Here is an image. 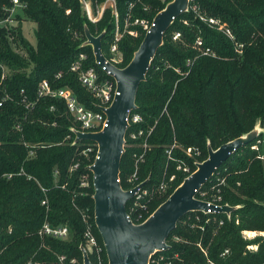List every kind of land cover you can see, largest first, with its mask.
Masks as SVG:
<instances>
[{"label": "trees", "instance_id": "16d2710c", "mask_svg": "<svg viewBox=\"0 0 264 264\" xmlns=\"http://www.w3.org/2000/svg\"><path fill=\"white\" fill-rule=\"evenodd\" d=\"M19 1L25 7L16 14L18 26L0 30V64L7 70L2 77L0 67V264H83L80 246L85 245L88 224L99 247V252L87 250L89 261L108 264L94 223L89 166L96 144L74 141L72 127L79 126L64 102L38 97L37 87L42 80L68 87L85 107L98 110L96 98L70 67L83 53L82 67H93L105 77L91 45L84 44L85 28L93 36L103 32L100 48L106 57L115 32L113 11L106 6L92 22L80 0ZM104 1L91 0L93 7ZM171 1L115 0L120 29L127 14L131 21L144 19L150 26ZM11 5L10 0H0V17ZM26 18L36 23L35 45L22 35L21 21ZM208 18L223 23L234 39L210 25ZM130 27L137 36L125 34L118 44L123 66L146 32L139 25ZM176 32L179 37L173 39ZM207 48L213 56L203 53ZM135 104L130 115L139 114L141 121L130 122L125 132L119 182L124 190L140 182L149 192L143 199L147 212L141 219L131 215L138 224L207 158L208 145L216 149L257 123L264 128V0H191L164 32ZM85 147L93 148L89 156L82 153ZM134 172L137 179L132 182ZM83 175L86 186L81 185ZM44 198L46 205L41 204ZM196 198L234 209L229 214H184L166 238L167 249L152 254L149 264H264V236L243 235L264 232V132L235 150ZM45 220L67 225L68 240L40 236ZM248 245L257 248L248 250Z\"/></svg>", "mask_w": 264, "mask_h": 264}, {"label": "water", "instance_id": "95a60500", "mask_svg": "<svg viewBox=\"0 0 264 264\" xmlns=\"http://www.w3.org/2000/svg\"><path fill=\"white\" fill-rule=\"evenodd\" d=\"M189 0H172L152 19L129 63L117 68L106 61L101 52L103 32L93 36L85 28L86 41L92 47L95 62L105 67L117 80L119 94L105 109L107 126L101 132L77 131L74 141L89 140L97 145V156L89 166L94 188V223L105 248L108 264H149L156 251L167 249L166 238L178 220L188 212H206L209 207L229 214L234 207L210 205L196 198V193L210 179L216 169L238 148L253 140V130L220 145L213 150L208 145L207 158L197 163L196 170L185 177L168 198L143 222L135 224L128 219L126 203L136 188L124 190L119 182L120 160L127 130L128 112L136 108L135 98L139 84L162 44L163 34L174 18L186 11ZM83 264H91L86 249L81 245Z\"/></svg>", "mask_w": 264, "mask_h": 264}, {"label": "built area", "instance_id": "2783aa9c", "mask_svg": "<svg viewBox=\"0 0 264 264\" xmlns=\"http://www.w3.org/2000/svg\"><path fill=\"white\" fill-rule=\"evenodd\" d=\"M12 5L11 7L4 8L6 13L4 16L0 17V30L9 31L12 28H15L18 26L19 20L16 18V14L19 10H22L25 7V4L21 3L19 0H10ZM191 0H189L190 2ZM80 2L83 4V8L86 12L87 18L92 21L96 22L102 15L104 9L106 6H109L114 16L117 18V10H116V3L115 0H106L100 9V13L98 16L93 17L91 14L90 6L88 4V1L86 0H80ZM133 6V3L129 4V7L131 8ZM129 16V17H128ZM127 17L130 18V15L127 14ZM128 18L126 20H128ZM201 19H205L203 16H200ZM125 20V30L127 29V21ZM144 20L142 19H136L135 23H141L144 24ZM208 22L210 25L216 26L218 30L223 31L227 36L232 38L231 32L228 28H226L225 25H222L220 22L217 21V19L214 18H208ZM116 29H115V40L113 43L109 46V52L112 56V58H106L107 62L117 67L113 62L117 61L116 55L120 53V50L118 48V37H119V24H118V18L115 21ZM145 30L147 31L148 26L144 24ZM127 32L131 35L135 34V30H127ZM10 34V33H9ZM179 36L178 33L174 35V38H177ZM13 36L9 35V39L12 40ZM198 43H200L198 41ZM240 46V45H239ZM204 54H210L214 55L213 52H211L208 48L203 51ZM86 58L85 54L80 53L78 56V59L74 61L71 64L70 70L73 72H76L78 75V80L84 86L88 91L92 93V95L96 98L97 103L96 106L98 110H92L87 107H85L77 97L74 95L72 90L68 87H53L51 83L48 80H42L39 82L37 87V96L38 97H48V98H56L60 99L64 102L67 111L70 113L71 117L73 118V121L78 124V128H72V131L74 133V139L76 137V132L79 131L81 133L91 132H101L104 130V128L107 126V118L105 114V109L109 107V105L112 103V101L115 99L116 95L119 94V91L117 89V80L110 75L109 71L105 70V67L99 66L98 63H96L101 70L105 73V77L101 78L98 72L93 67H82V62ZM113 60V61H111ZM0 67L3 69L2 77H4L7 70L4 66L0 64ZM118 68V67H117ZM61 76V72H58L55 77L59 78ZM30 106V103H26V107ZM132 111V110H131ZM131 111L128 112V116L126 118L128 126L131 123H136L141 121V117L139 114H132L130 115ZM127 126V128H128ZM141 132H138V134H131V138H135L136 136L140 135ZM96 144V143H95ZM144 144L143 146H145ZM93 148L91 147H85L82 150V153L85 156H89V154L92 152ZM187 153H190V149H187ZM29 155H33V151L29 152ZM97 156V145H96V154L95 158ZM142 157V155H141ZM94 158V160H95ZM78 164H74L71 167V170L76 169ZM19 172L18 174H20ZM8 177L12 176V173L7 174ZM137 179L136 172H134L130 178V180L135 181ZM88 184V178L87 175L82 176L81 185L86 186ZM136 188V191L134 193V196L132 197L130 206H129V212H127L128 219L132 221L131 215L137 214V219H141L144 212H147V205L143 203V199L149 196V192L147 189L142 188L141 183H133V187L129 188L128 190ZM129 200V201H130ZM210 205L219 206L212 204L211 202H207ZM41 204L46 205L47 199L44 198L41 201ZM215 209H212L209 207L206 212H215ZM85 218V216H84ZM147 218V217H146ZM145 218V219H146ZM143 219L142 221H144ZM84 221H87V219H84ZM141 221V222H142ZM140 222V223H141ZM40 236H49L53 238L58 239H66L69 237V228L67 225H56L53 226L50 224L49 221L45 220L39 230ZM84 248L87 250L95 249L96 252H99V247L97 244V240L91 231V227L88 224L87 229L85 232V245ZM228 250H224L223 254L227 253ZM100 263V260H99Z\"/></svg>", "mask_w": 264, "mask_h": 264}, {"label": "rangeland", "instance_id": "374dc122", "mask_svg": "<svg viewBox=\"0 0 264 264\" xmlns=\"http://www.w3.org/2000/svg\"><path fill=\"white\" fill-rule=\"evenodd\" d=\"M86 1H88V4H89V6H90V10H91V14H92V16L93 17H96V16H98L99 15V13H100V9H101V6H102V4L106 1H104V2H102V3H96L95 4V6L93 7V4H92V2H91V0H86ZM114 15V14H113ZM129 15V14H128ZM102 16V15H101ZM129 17V16H128ZM127 16L125 17V20L128 18ZM117 18H118V15H117ZM115 16H114V22L116 21V19H117ZM125 20H124V25H123V28H121L120 29V24H119V20H118V24H119V37H118V41H117V43L119 44V41L123 38V36L125 35V34H129L128 32H127V30H131L132 28L130 27V26H133V25H139V26H141L142 27V29L143 30H145V27H144V24L145 25H147L148 26V22L147 21H145L144 19H142V20H144L145 22H144V24H141V23H135V20L136 19H134L133 21H131V19L130 18H128V20H126L127 21V29L125 30ZM217 21L218 22H220L218 19H217ZM222 25H224L223 23H221ZM149 27V26H148ZM35 29H36V23L35 22H33V21H31V20H29V19H23L22 21H21V30H22V35L24 36V38H26V40L30 43V44H32V45H35V42H36V38H35ZM115 29H116V25H115ZM135 34H133V35H131V34H129V35H131V36H137V31L135 30ZM231 32V31H230ZM176 33H178V32H176ZM175 33V34H176ZM174 34V35H175ZM179 34V33H178ZM139 35V34H138ZM174 35H173V39H176V38H174ZM232 35V34H231ZM179 37V36H178ZM177 37V38H178ZM230 38V37H229ZM231 40H233L234 38H233V35H232V38H230ZM115 40V32H114V38H113V41ZM201 42L199 39L197 40V42ZM113 43V42H112ZM110 46V45H109ZM241 46V45H240ZM119 48V47H118ZM120 50V49H119ZM102 52V51H101ZM108 53H109V55H107L106 56V58H112V56H111V54H110V52H109V48H108ZM103 54V53H102ZM116 59H117V61H114L113 63L118 67V68H123L124 66L122 65L123 64V62H122V53H121V51H120V53L119 54H117L116 55ZM111 61H113V60H111ZM72 128H75V127H72ZM260 131H262V132H264V128L263 127H261L260 126V124L259 123H257L256 124V126H255V129L253 130V133H259ZM74 134V133H73ZM213 150H215V149H213ZM200 163V162H199ZM183 171H185V172H188V169L187 168H183ZM190 175V174H189ZM187 177V176H186ZM172 178H173V176H171L170 177V179L169 180H172ZM164 186V185H163ZM165 187V186H164ZM126 190H128V189H126ZM152 214V213H151ZM150 214V215H151ZM149 215V216H150ZM148 216V217H149ZM147 217V218H148ZM146 218V219H147ZM143 222V221H142ZM243 235H244V238H246V239H252L253 237H255L256 235H262V236H264V232H256V231H243ZM64 240H68V237L66 238V239H64ZM256 248H257V245H248L247 246V249L248 250H256Z\"/></svg>", "mask_w": 264, "mask_h": 264}, {"label": "crops", "instance_id": "0c3cea01", "mask_svg": "<svg viewBox=\"0 0 264 264\" xmlns=\"http://www.w3.org/2000/svg\"><path fill=\"white\" fill-rule=\"evenodd\" d=\"M250 232V231H249Z\"/></svg>", "mask_w": 264, "mask_h": 264}]
</instances>
